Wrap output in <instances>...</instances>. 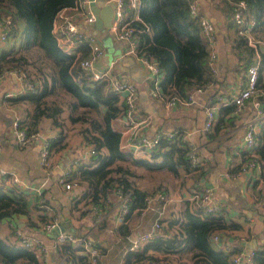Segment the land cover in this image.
<instances>
[{
	"label": "trees",
	"instance_id": "trees-1",
	"mask_svg": "<svg viewBox=\"0 0 264 264\" xmlns=\"http://www.w3.org/2000/svg\"><path fill=\"white\" fill-rule=\"evenodd\" d=\"M188 1L136 0L134 7L125 5L124 19L133 27L135 50L156 62L163 99L170 96L185 99L190 91L221 81L207 66L209 49L198 25L200 15H211L212 23L214 18H219L223 33L213 25L219 32V35L215 33V38L217 45L229 48L230 57L244 61V67L253 63L252 47L238 33L231 15L232 6L238 0H205L206 6L197 3L194 16L188 12ZM242 1L245 19L253 21L251 33L264 41V0ZM75 3L76 0H0V16L7 15L11 21L5 37L11 44L7 49H0V76L8 71L20 72L31 87L3 98L5 102L25 108V113L16 117L19 127L26 132L39 131L47 122L57 128L54 136L46 138L49 157L65 145L69 130L76 131L82 142L93 148V152L75 164L68 175V180L82 187L73 208L81 216L87 212L93 215L91 206H94L101 214L110 206V194L125 197L127 211L117 227L126 244L120 264H157L160 261L161 264H174V256L188 258V264H232L230 252L213 246V236L239 225L221 216L203 213L192 202L189 205L185 198L180 206L158 217V227L153 229L150 239L134 250H127L131 233L129 216L144 208V197L152 191L169 194L159 183L152 187L141 185L136 170L167 171L172 175L181 170L192 172L195 177L201 170L190 165L187 147L177 138H160L144 157H134L129 149L120 147V132L111 122L122 115V104L104 81L90 80L88 73L78 65L79 59L87 54L86 45L77 42L73 49L66 50L56 42L52 32L57 12ZM262 61L260 54L255 94L248 98L254 99L261 113L256 119L251 149L259 159L261 175L264 172ZM224 106L228 110L233 108L231 104ZM241 156L242 160L247 158L245 150ZM40 197L39 202L35 201L28 208L22 190L12 195L0 191V264H87L81 247H73L69 241L53 245L51 259L45 260L19 242L18 217L27 219L26 226L35 227L37 223L31 219V213L38 223L55 216L49 200ZM80 201L81 207L77 208ZM100 250L102 252L101 247ZM253 264H264L263 249H254Z\"/></svg>",
	"mask_w": 264,
	"mask_h": 264
},
{
	"label": "crops",
	"instance_id": "crops-1",
	"mask_svg": "<svg viewBox=\"0 0 264 264\" xmlns=\"http://www.w3.org/2000/svg\"><path fill=\"white\" fill-rule=\"evenodd\" d=\"M98 1L100 3L98 4L95 0V4L98 7L103 4L100 7L102 11L106 7L104 4H110L113 12V4L110 0ZM196 1L201 5L206 3L205 0ZM59 12L71 13L72 10L63 9ZM204 16L209 20L212 17L211 15ZM57 19L54 23L58 22ZM215 24L217 29L223 33L219 18H214L213 25L215 26ZM88 31H91V26L87 29ZM108 36L110 37L109 42H107L105 34H102L101 38H96L103 51L93 63V67L102 69L112 62V72L127 77L135 86V121L141 118L147 120L140 123L144 125L137 126L125 123L122 115L113 119L112 127L120 132V147L129 149L133 142L132 136L136 133L141 132L146 136H152L157 131L181 130L188 132L189 140L198 154V163L195 167H199L201 172H195L198 174L196 177L192 175V172L185 173L181 170H178L176 175H172L167 171L148 172L139 169V175H141L140 173L144 176L153 174L160 177V179L156 178L155 181L151 179L150 182H147L143 180L144 176L141 175V185L151 187L155 182H159L167 193L173 192V195L171 193L173 198L164 204L160 216L162 217L180 206V201L192 191V188L206 184L212 187L214 197L219 203V210L213 215L221 216L223 219L231 220L239 225L237 228L221 231V234H217L216 238L213 239V246L231 254L246 252L250 249L264 250V172L263 175H261L260 170L241 173L237 176L226 174L242 160L241 153L244 151L242 136L247 125L252 124L253 127H257V123L254 122V114L256 113V106L253 104L254 99H247L240 110L235 113L225 106L212 108V105L217 103L219 99L228 97L234 90L235 82L244 74L245 67L242 64L244 61L230 57L229 48L225 49L221 44H218L214 65L217 79H221V81L216 84L211 83L196 91L193 100L166 109L163 106L164 101L161 96L150 94L149 79L135 55L127 52L126 44L123 41L115 39L110 32ZM10 44L9 38L5 42L0 41V49H7ZM74 45L64 44L62 47L71 50ZM260 45L264 47V41L257 44L259 61L260 54H262V67L264 68V53L261 51ZM252 58L254 63L257 60L254 51ZM18 86L19 82L11 71L0 76V167L14 171L30 187L22 189L28 208L36 199H39L41 194L42 197L40 198H47L54 209L55 206L59 205L63 218L69 219L75 228L74 233L87 232L94 242L102 248L100 264H106L105 257L108 253L114 255L115 261L120 264L121 256L126 250V244L122 240L123 236L117 232V227L121 223L116 220V210L120 198L116 194H110V206L100 214L98 219H95L91 212L82 216L79 215L73 205L80 197L82 187L76 185L65 189L59 182V177L65 168H73L75 164L87 158L85 144L76 131H67L65 145L51 155L50 167L48 169L41 168L38 165L40 142L33 141L24 147H18L10 130L11 121L22 116L25 113V108L22 105L5 102L3 98L14 96L12 94ZM252 94H255V91ZM208 108L213 111L212 125L209 130L205 131L202 124L204 112ZM57 131V128L51 127L46 122L39 133L44 138H48L54 136ZM36 186L39 187L38 195L32 189ZM177 190L179 196L174 194ZM81 204V201L78 202L76 207L80 208ZM190 204L192 203L189 201ZM30 216L37 223V226L28 227L26 226L27 219L18 217L16 226L21 227L18 232L23 236L37 239L50 248L54 237L49 231L41 230L34 213H31ZM129 218L131 233L128 240L136 234L151 229L154 212L141 210L138 214L130 215ZM51 253L50 248L48 251L49 259H51ZM174 258V264L189 263L188 258L176 259L175 256ZM161 263L160 261L157 264Z\"/></svg>",
	"mask_w": 264,
	"mask_h": 264
},
{
	"label": "built area",
	"instance_id": "built-area-1",
	"mask_svg": "<svg viewBox=\"0 0 264 264\" xmlns=\"http://www.w3.org/2000/svg\"><path fill=\"white\" fill-rule=\"evenodd\" d=\"M113 4L112 18L108 31L117 40L123 41L126 44V50L129 53L135 55L138 62L142 65L145 70L147 77L149 79V91L152 96H160V73L156 62L145 54L137 53L135 50V43L133 39V27L130 25L129 20L124 19L125 15V5L128 3L129 6L134 7L136 0H110ZM188 12L190 15H197V1H188ZM245 5L242 0H238L232 6V19L237 26V31L239 34L243 35L246 39V44L252 47L257 60L254 63L248 64L245 67L244 74L235 82L234 90L231 94L223 99H219L217 103L212 105L215 109L220 106L231 104L233 105L232 112H238L243 106L244 102L252 95L255 90L257 64L259 61V52L257 51V43L260 40L255 39L251 33V28L253 26V21L247 20L244 17ZM63 9H71V13H61L59 11ZM59 10L55 16L58 18V22L55 19L52 23V32L55 36L56 42L62 45L75 44L77 42L84 43L87 47V54L81 57L78 61V65L84 69L90 80L93 81H104L108 90L115 94L122 104V117L128 125H144L140 124L146 122L145 118H141L138 121L134 119L135 111V86L134 84L124 77L123 75H118L112 72L113 63L110 62L107 67L102 69H95L93 63L102 54L101 44L98 42L96 37L87 32L93 22V14L89 10L88 0H76L73 7L63 8ZM198 25L200 28L201 35L207 41L209 47V56L207 60V66L211 72H215V59L217 43L215 38V31L213 23L204 15L197 17ZM10 18L7 15L0 16V41L4 40L8 27L10 25ZM84 25V26H83ZM14 73L16 80L19 82V86L12 95H18L24 92L25 89H31L30 85L25 83L20 72L11 71ZM199 89L190 91L185 99L170 96L163 99V106L169 109L176 104L185 103L187 101L193 100V95ZM253 104L256 106V102ZM260 111L256 108V113L254 114V122L260 116ZM212 109L208 108L204 112L203 129L209 130L212 125ZM17 118H14L10 124V130L14 141L18 147H24L33 141L40 142L39 152H38V165L43 169H48L51 165V157L48 155V144L47 139L44 138L39 131L26 132L21 127H19ZM256 128L252 124H248L242 139L243 146L246 152L247 158L240 161V163L233 169L232 172H227L228 176H237L241 173H246L249 171L260 169V162L257 156L252 154V146L254 143V134ZM160 138L167 139H178L180 142L184 143L187 147V158L190 165L195 166L198 163V154L194 149L193 145L189 140L188 132L181 130H169V131H157L152 136H146L143 133H136L132 136L133 142L129 147V150L134 157H144L146 152L153 149ZM85 154H90L93 152V148L90 145L85 144ZM71 167L65 168L61 176L59 177V182L63 185L65 189L76 186L77 183L68 180V175L71 171ZM30 188L25 182L21 180L19 175L12 170L0 167V191L8 195L14 194L17 190ZM35 193L39 194V187L36 186L32 188ZM120 201L118 202V207L116 210V220L121 222L123 214L127 211L125 204V197H120L116 194ZM173 198L171 193L165 194L160 191H152L150 194L144 197V208L142 210H151L156 213L153 219L151 229L134 235L129 240V245L127 250H134L142 245L145 241L151 238L153 235V229L158 227L157 219L160 216L164 203L170 201ZM188 201L192 202L193 205L199 208L203 213L214 214L219 210V203L214 197L212 187L201 184L195 189H193L186 197ZM39 202V199H36ZM155 202H160L159 205L154 204ZM44 207H46L44 205ZM91 211L94 214L95 219L100 216L99 210L91 206ZM41 230L50 231L53 228L58 227V222L56 215L42 223H39ZM19 233V232H18ZM20 234V233H19ZM216 236H213L215 239ZM64 241H69L73 247H81V252L86 255L87 264H100L101 250L100 247L94 242L91 236L88 234H70L65 231H58L52 245H58ZM19 242L25 247L32 249L40 259L48 258V251L50 248L42 244L37 239L26 237L20 234ZM254 250L250 249L246 252H236L231 254L230 262L232 264H253Z\"/></svg>",
	"mask_w": 264,
	"mask_h": 264
},
{
	"label": "water",
	"instance_id": "water-1",
	"mask_svg": "<svg viewBox=\"0 0 264 264\" xmlns=\"http://www.w3.org/2000/svg\"><path fill=\"white\" fill-rule=\"evenodd\" d=\"M104 5H106V7L104 8V11H102L100 9L101 6L98 7L95 4V0H88L89 10L93 14V28L95 29H98L100 27H107L108 29L110 25L112 9H111L110 4H104ZM214 31L217 35H219V32L217 31L216 27H214ZM55 211H56L58 227L53 228L52 230L49 231L51 236L55 237L58 231H65L73 235L76 234L74 233L75 228L71 225L70 220L63 218L62 214L60 213L59 205L55 206ZM81 234H87V232L81 233Z\"/></svg>",
	"mask_w": 264,
	"mask_h": 264
},
{
	"label": "rangeland",
	"instance_id": "rangeland-1",
	"mask_svg": "<svg viewBox=\"0 0 264 264\" xmlns=\"http://www.w3.org/2000/svg\"><path fill=\"white\" fill-rule=\"evenodd\" d=\"M97 3L99 4L100 3V1H98L97 0ZM93 22L91 23V33L96 37V38H101V35L102 34H105V36H106V38H107V42H109L110 41V37L108 36V29H107V27H100V28H98V29H95V28H92L93 26ZM253 37H254V35H253ZM255 39H257L258 40V38H256V37H254ZM7 39L8 38H6V39H4V40H2V42H5V41H7ZM104 43H106V42H104ZM258 44V43H257ZM260 49H261V51H263V53H264V47L262 46V45H260ZM263 71H264V68H263ZM139 170L137 169L136 170V173L138 174L139 172H138ZM141 175H142V177L144 176V174H142V173H140ZM141 175L139 176V178H138V180H139V182H140V180H141ZM152 175V176H151ZM149 174L148 176L147 175H145L143 178V180H145V181H147V182H150L151 181V179H153V181H155L156 180V178L157 179H160V177H156L155 175H153V174ZM155 183H159V182H155ZM154 183V185H156ZM160 184V183H159ZM153 185V186H154ZM152 187V186H151ZM179 191L177 190V191H175V195L176 196H179V193H178ZM172 193V195H173V192H171ZM114 255H112L111 253H108L107 255H106V257H105V263L106 264H109L108 262H110L111 264H117V262L115 261V259H114V257H113Z\"/></svg>",
	"mask_w": 264,
	"mask_h": 264
}]
</instances>
